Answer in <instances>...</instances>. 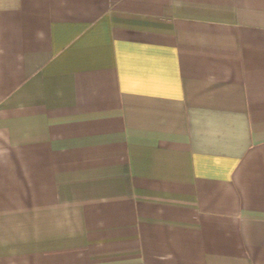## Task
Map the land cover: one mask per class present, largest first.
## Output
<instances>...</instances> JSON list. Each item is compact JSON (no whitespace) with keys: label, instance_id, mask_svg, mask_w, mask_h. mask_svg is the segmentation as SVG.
<instances>
[{"label":"crops","instance_id":"1","mask_svg":"<svg viewBox=\"0 0 264 264\" xmlns=\"http://www.w3.org/2000/svg\"><path fill=\"white\" fill-rule=\"evenodd\" d=\"M0 264H264V0H0Z\"/></svg>","mask_w":264,"mask_h":264}]
</instances>
